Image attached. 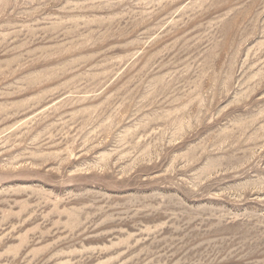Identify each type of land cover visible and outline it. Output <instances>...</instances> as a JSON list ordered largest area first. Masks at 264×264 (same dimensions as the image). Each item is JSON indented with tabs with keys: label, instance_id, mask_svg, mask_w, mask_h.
I'll list each match as a JSON object with an SVG mask.
<instances>
[{
	"label": "rangeland",
	"instance_id": "rangeland-1",
	"mask_svg": "<svg viewBox=\"0 0 264 264\" xmlns=\"http://www.w3.org/2000/svg\"><path fill=\"white\" fill-rule=\"evenodd\" d=\"M0 264H264V0H0Z\"/></svg>",
	"mask_w": 264,
	"mask_h": 264
}]
</instances>
